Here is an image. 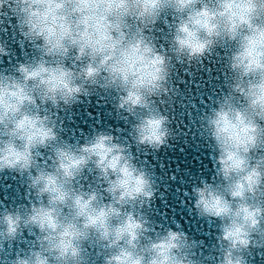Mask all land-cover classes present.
Here are the masks:
<instances>
[{
	"label": "clouds",
	"instance_id": "obj_1",
	"mask_svg": "<svg viewBox=\"0 0 264 264\" xmlns=\"http://www.w3.org/2000/svg\"><path fill=\"white\" fill-rule=\"evenodd\" d=\"M13 28L33 54L0 71V174L24 179L27 203L0 209V259L25 233L31 246L10 264H249L251 252L264 255V0H0V59ZM221 54L222 87L200 101L207 110L192 125L211 141L214 175L183 194L199 218L219 222L215 249L201 256L203 242L178 223L154 227L145 209L158 188L129 145L168 147L180 135L165 107L174 69ZM98 92L114 94L116 113L131 119L127 138L94 129L65 139L59 115Z\"/></svg>",
	"mask_w": 264,
	"mask_h": 264
},
{
	"label": "water",
	"instance_id": "obj_2",
	"mask_svg": "<svg viewBox=\"0 0 264 264\" xmlns=\"http://www.w3.org/2000/svg\"><path fill=\"white\" fill-rule=\"evenodd\" d=\"M11 23L14 25L15 20ZM7 44L11 52L8 57L0 59V71L5 69L10 71L17 61L23 62L33 54L29 46L17 44L14 28L10 29ZM224 63L221 54V57L205 61L203 67L178 65L172 78L176 95L171 105L166 104L165 107L174 119L173 126L180 131V135L159 152H146L143 149L138 151L134 145H129L131 151L137 155V163L147 168L158 188L151 208L145 209L154 221V227L159 226L161 230L171 227L175 230L178 223L181 230L191 239L203 242L199 248L201 256L208 255L215 249L219 222L199 218L192 208L193 198L183 194L185 191L191 193L193 184L198 185L201 178L211 182L214 175L212 160L209 159L215 155L208 147L211 141L206 143L202 135H194L195 129L192 125L196 122L200 110H207L205 104L210 103L209 96L215 99L213 92L218 94L222 87L224 79L222 73L226 72ZM193 100L198 106L196 110H192L190 106V101ZM201 100L205 104H201ZM114 104V94L98 92L89 98H81L80 103L59 115L58 119L62 121V135L70 142L76 140L82 142L84 136L90 137L94 129L111 130L123 141L127 138L132 121L129 119L126 124L122 114L116 113ZM189 111L193 112L191 121L188 117ZM117 129L121 131L117 133ZM26 195L23 178L14 174H0V209L4 206L15 208L16 205L26 204ZM33 239L34 237L25 233L18 244H14L10 251L4 253L6 258L0 259V264H10L9 258H14L19 248L26 249L31 246ZM249 257V264H264V255L257 256L253 251ZM209 259L214 260V257L209 256Z\"/></svg>",
	"mask_w": 264,
	"mask_h": 264
}]
</instances>
